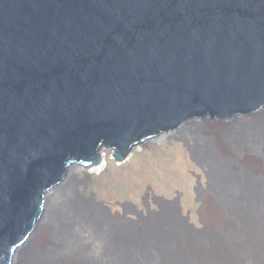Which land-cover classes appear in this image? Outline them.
Wrapping results in <instances>:
<instances>
[{
	"label": "water",
	"instance_id": "95a60500",
	"mask_svg": "<svg viewBox=\"0 0 264 264\" xmlns=\"http://www.w3.org/2000/svg\"><path fill=\"white\" fill-rule=\"evenodd\" d=\"M200 125L264 164V0H0V264L101 154Z\"/></svg>",
	"mask_w": 264,
	"mask_h": 264
},
{
	"label": "bare ground",
	"instance_id": "6f19581e",
	"mask_svg": "<svg viewBox=\"0 0 264 264\" xmlns=\"http://www.w3.org/2000/svg\"><path fill=\"white\" fill-rule=\"evenodd\" d=\"M223 126L200 125L178 132L186 168L192 164L205 178L197 197L208 227L204 229L214 233L213 241L185 240L174 208L164 206L156 218L132 227L123 223V213L110 208V214L106 213L107 207L96 195L84 198L63 190L31 238L28 252L18 254L12 264H184V257L189 264H264L263 159L235 138L223 136ZM196 147L200 153L194 152ZM217 161L230 163L233 171L218 172ZM105 166L110 162L101 154L95 173ZM240 168L244 170H235ZM226 217L236 220L229 231L225 230Z\"/></svg>",
	"mask_w": 264,
	"mask_h": 264
},
{
	"label": "rangeland",
	"instance_id": "374dc122",
	"mask_svg": "<svg viewBox=\"0 0 264 264\" xmlns=\"http://www.w3.org/2000/svg\"><path fill=\"white\" fill-rule=\"evenodd\" d=\"M228 128L229 125H224L222 132ZM181 138L177 133L174 139H164L155 143L157 148L152 146H145V149L138 148L130 155V161L121 162L117 166H114L113 155L105 154L110 162L109 167H101L97 172L98 175L97 173L74 174L78 181L77 185H67L64 191L72 190L76 195L84 198L88 196L93 198L96 195V198L104 203V207H107L104 209L106 213L110 214L109 208L120 214L123 213L121 215L124 218L123 223L132 227L156 218L164 206L167 210L174 208L180 235L185 240L211 242L214 233L204 229L208 227L203 223L204 218L199 211L201 202L197 197L198 190L204 186L202 183L205 178L192 164L188 169L186 168L182 160L184 150L180 143ZM194 149L196 150L194 152L200 153L197 147ZM203 154L206 155L205 152H202ZM77 203H80L79 199ZM184 207L187 210L182 213ZM109 218L119 219L117 215H109ZM225 219V230L229 231L236 220L233 217ZM223 231H220V236L225 235ZM184 261V264H189L185 257ZM178 262L176 261V264H183Z\"/></svg>",
	"mask_w": 264,
	"mask_h": 264
}]
</instances>
